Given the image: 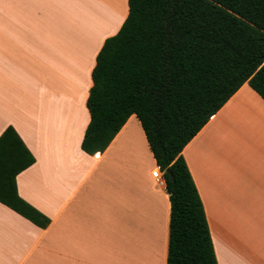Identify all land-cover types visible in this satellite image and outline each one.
Listing matches in <instances>:
<instances>
[{"label": "crops", "instance_id": "obj_1", "mask_svg": "<svg viewBox=\"0 0 264 264\" xmlns=\"http://www.w3.org/2000/svg\"><path fill=\"white\" fill-rule=\"evenodd\" d=\"M128 0H0V134L35 161L0 202V264H167L171 203L136 114L104 151L82 148L92 70ZM218 264H264V99L245 82L184 147Z\"/></svg>", "mask_w": 264, "mask_h": 264}, {"label": "trees", "instance_id": "obj_2", "mask_svg": "<svg viewBox=\"0 0 264 264\" xmlns=\"http://www.w3.org/2000/svg\"><path fill=\"white\" fill-rule=\"evenodd\" d=\"M92 70L82 148L104 151L131 114L163 171L171 203L167 264H218L184 147L245 83L264 99V0H128ZM35 157L16 129L0 134V202L40 227L16 176Z\"/></svg>", "mask_w": 264, "mask_h": 264}, {"label": "built area", "instance_id": "obj_3", "mask_svg": "<svg viewBox=\"0 0 264 264\" xmlns=\"http://www.w3.org/2000/svg\"><path fill=\"white\" fill-rule=\"evenodd\" d=\"M154 176L157 178V180L161 183L163 182L164 179V175H163V171L160 169V167L156 168L153 172Z\"/></svg>", "mask_w": 264, "mask_h": 264}]
</instances>
